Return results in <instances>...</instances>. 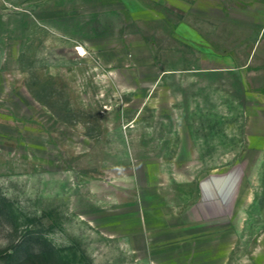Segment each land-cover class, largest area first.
<instances>
[{"label": "rangeland", "instance_id": "374dc122", "mask_svg": "<svg viewBox=\"0 0 264 264\" xmlns=\"http://www.w3.org/2000/svg\"><path fill=\"white\" fill-rule=\"evenodd\" d=\"M262 27L264 0H0V264H264Z\"/></svg>", "mask_w": 264, "mask_h": 264}, {"label": "crops", "instance_id": "0c3cea01", "mask_svg": "<svg viewBox=\"0 0 264 264\" xmlns=\"http://www.w3.org/2000/svg\"><path fill=\"white\" fill-rule=\"evenodd\" d=\"M263 35H264V27H262V29H261L260 37H262ZM258 45H259V40H257V42L255 43L253 53L256 52ZM229 72H232V71H229ZM169 73H170V70H167L164 72V75H168ZM206 73H209V72H206Z\"/></svg>", "mask_w": 264, "mask_h": 264}, {"label": "bare ground", "instance_id": "6f19581e", "mask_svg": "<svg viewBox=\"0 0 264 264\" xmlns=\"http://www.w3.org/2000/svg\"><path fill=\"white\" fill-rule=\"evenodd\" d=\"M78 50L80 51V53L84 54V49L82 47H78Z\"/></svg>", "mask_w": 264, "mask_h": 264}]
</instances>
